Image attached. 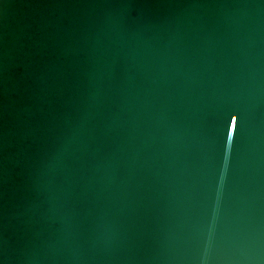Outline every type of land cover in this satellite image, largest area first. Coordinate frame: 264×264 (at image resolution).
Returning <instances> with one entry per match:
<instances>
[{"label": "water", "instance_id": "water-1", "mask_svg": "<svg viewBox=\"0 0 264 264\" xmlns=\"http://www.w3.org/2000/svg\"><path fill=\"white\" fill-rule=\"evenodd\" d=\"M0 264H264V0H0Z\"/></svg>", "mask_w": 264, "mask_h": 264}]
</instances>
